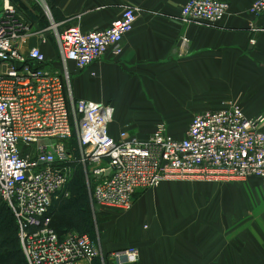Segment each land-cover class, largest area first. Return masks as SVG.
Wrapping results in <instances>:
<instances>
[{
    "label": "crops",
    "instance_id": "0c3cea01",
    "mask_svg": "<svg viewBox=\"0 0 264 264\" xmlns=\"http://www.w3.org/2000/svg\"><path fill=\"white\" fill-rule=\"evenodd\" d=\"M187 1L0 0V14L7 2L14 7L29 27L22 52L40 48L48 67L64 72L58 34L71 26L82 32L104 30L127 6L138 10L119 57L107 55L85 70L67 64L75 101L114 108V138L127 132L145 140L164 120L184 119L169 131L182 138L196 115L231 106H239L249 119L264 116V18L250 14L256 0H221L230 11L219 25L184 23L181 11ZM160 187L145 191L127 212L148 215L150 223L132 229L125 242L103 240V257L93 264H115L112 254L129 248L139 252L132 264H264V185L259 179L239 187ZM127 213L113 215V233L121 232L117 219Z\"/></svg>",
    "mask_w": 264,
    "mask_h": 264
},
{
    "label": "built area",
    "instance_id": "2783aa9c",
    "mask_svg": "<svg viewBox=\"0 0 264 264\" xmlns=\"http://www.w3.org/2000/svg\"><path fill=\"white\" fill-rule=\"evenodd\" d=\"M229 11L230 5L221 0H188L181 19L219 25ZM250 14L264 18V0H256ZM137 20L138 10L127 6L104 30L68 27L58 34L65 69L60 72L48 67L40 48L22 52L29 27L8 2L3 7L0 201L15 216L27 264H93L103 257L90 235L71 231L60 236L51 228L53 203L74 165L85 169L96 206L123 212L134 207L139 191L170 180L228 183L257 178L264 185V116L249 119L239 106H231L196 115L182 138L171 135L165 123L145 140L127 132L114 138L112 106L75 101L67 64L85 70L107 55L119 57ZM74 133L77 150L71 144ZM42 142L49 144L40 146ZM112 258L115 264H132L139 252L129 248Z\"/></svg>",
    "mask_w": 264,
    "mask_h": 264
},
{
    "label": "rangeland",
    "instance_id": "374dc122",
    "mask_svg": "<svg viewBox=\"0 0 264 264\" xmlns=\"http://www.w3.org/2000/svg\"><path fill=\"white\" fill-rule=\"evenodd\" d=\"M64 68V67H63ZM234 104H237L234 102ZM166 122L167 125V130L168 132L172 129L174 131L177 130L178 126H173L172 124L180 121V122H184V119H180V120H164ZM114 122H115V117H114ZM114 124V123H113ZM176 129V130H175ZM179 130V129H178ZM130 136H134L130 133H128ZM121 135V134H120ZM119 135V136H120ZM76 133L73 134V137L71 139V144L72 146H74V144L76 143ZM142 139V138H141ZM49 144V142H42L40 144V146H47ZM78 170V169H77ZM72 171V174L69 177V184L66 188V190L64 191V193L62 194L63 198L60 197L61 195H59V198L57 200L54 201L53 203V208L54 211H59L61 210V208L65 207V206H69V211H70V217L72 220H75V226L76 228L80 229V230H89L90 233H88V235H91L94 237L95 242H97V244L99 245L100 243H102L103 240H105L106 238H109L111 241H115L117 243H121V242H125L126 239H128L131 236L132 229L135 231L139 228V226L142 224V226L144 225V223L148 224L150 223V218L148 217V215H142L139 213H127V212H123L120 210H116V209H103L100 208L98 206H96L92 199H91V188L89 186V182H88V175L85 172L86 175V183L88 186V192L86 195V202H83L84 200L81 199V201H77L78 196L83 195L82 192L72 196V192L74 190L73 187V183L75 180L76 175H78V171ZM90 179V177H89ZM246 182V181H245ZM164 183H168L170 184V186L172 185V187L174 188V190L176 191H182L181 189H177V187H179V185H186L188 183H194V184H201V183H209V184H232L235 186H243L244 182H209V181H200V180H170V181H166ZM162 186V184L160 185ZM157 187V188H152L149 190H157L160 189L161 187ZM149 190H142L139 191L138 193V197L140 195H142L145 191H149ZM86 194V191H85ZM89 194V196H88ZM84 198V196H83ZM53 211V212H54ZM129 212V211H128ZM118 213H127L128 215H125V217L123 215H120V217H118V221L117 223L120 225L121 222V227H119V231L121 232H117V233H113V224L111 223V219L113 217V215H117ZM115 219V218H114ZM124 226V227H123ZM79 232V230H77ZM125 240V241H124Z\"/></svg>",
    "mask_w": 264,
    "mask_h": 264
},
{
    "label": "trees",
    "instance_id": "16d2710c",
    "mask_svg": "<svg viewBox=\"0 0 264 264\" xmlns=\"http://www.w3.org/2000/svg\"><path fill=\"white\" fill-rule=\"evenodd\" d=\"M75 134V133H74ZM75 150L78 149V142L76 139V143L72 146ZM74 171H78V175H76L74 183H73V194L72 196L82 192L83 195L78 196L77 201L84 200L86 202V195L88 192V186L86 183V175L84 172V168L79 165L73 166ZM91 183V180H90ZM69 184V180L62 191L66 190ZM86 191V194H85ZM61 192L62 197L63 193ZM84 196V198H83ZM89 196V194H88ZM63 198V197H62ZM138 199V193L135 196V201ZM56 202V201H55ZM54 207V206H53ZM54 208L51 212V228L55 230V232L63 236L68 232L74 231L80 234H88L89 230H80L75 226V220L71 219L69 206H65L61 208V210L54 211ZM71 217V218H70ZM79 230V232L77 231ZM91 236V235H90ZM94 240V237L91 236ZM0 264H27L25 255L23 253L20 240H19V229L18 224L15 219L12 211L7 207L6 204L0 201Z\"/></svg>",
    "mask_w": 264,
    "mask_h": 264
}]
</instances>
